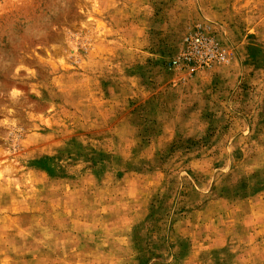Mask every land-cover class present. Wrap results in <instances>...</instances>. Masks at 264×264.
<instances>
[{
  "label": "rangeland",
  "instance_id": "obj_1",
  "mask_svg": "<svg viewBox=\"0 0 264 264\" xmlns=\"http://www.w3.org/2000/svg\"><path fill=\"white\" fill-rule=\"evenodd\" d=\"M0 264H264V0H0Z\"/></svg>",
  "mask_w": 264,
  "mask_h": 264
},
{
  "label": "built area",
  "instance_id": "obj_2",
  "mask_svg": "<svg viewBox=\"0 0 264 264\" xmlns=\"http://www.w3.org/2000/svg\"><path fill=\"white\" fill-rule=\"evenodd\" d=\"M187 44L189 47V53H186L185 55H187L190 58L194 57V54L196 52L204 51L209 46L208 41L199 35H197V36L195 35V37L190 39V41L187 42ZM212 55L216 56V54L214 52H212Z\"/></svg>",
  "mask_w": 264,
  "mask_h": 264
}]
</instances>
